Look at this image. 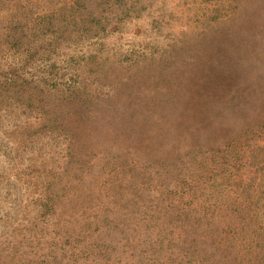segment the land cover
Wrapping results in <instances>:
<instances>
[{"label": "rangeland", "instance_id": "1", "mask_svg": "<svg viewBox=\"0 0 264 264\" xmlns=\"http://www.w3.org/2000/svg\"><path fill=\"white\" fill-rule=\"evenodd\" d=\"M0 264H264V0H0Z\"/></svg>", "mask_w": 264, "mask_h": 264}]
</instances>
